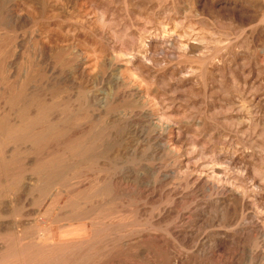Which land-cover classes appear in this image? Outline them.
I'll list each match as a JSON object with an SVG mask.
<instances>
[{
	"label": "rangeland",
	"instance_id": "1",
	"mask_svg": "<svg viewBox=\"0 0 264 264\" xmlns=\"http://www.w3.org/2000/svg\"><path fill=\"white\" fill-rule=\"evenodd\" d=\"M0 264H264V0H0Z\"/></svg>",
	"mask_w": 264,
	"mask_h": 264
},
{
	"label": "bare ground",
	"instance_id": "2",
	"mask_svg": "<svg viewBox=\"0 0 264 264\" xmlns=\"http://www.w3.org/2000/svg\"><path fill=\"white\" fill-rule=\"evenodd\" d=\"M85 2V1H84ZM28 10V9H27ZM89 10V9H88ZM142 84V83H141ZM143 85V84H142ZM142 85H140V86H142ZM161 119V118H160ZM167 122V121H166ZM159 125V124H158ZM215 178V177H214Z\"/></svg>",
	"mask_w": 264,
	"mask_h": 264
}]
</instances>
